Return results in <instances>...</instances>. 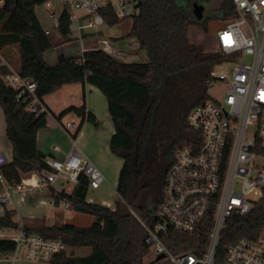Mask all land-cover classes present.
<instances>
[{"label": "trees", "instance_id": "16d2710c", "mask_svg": "<svg viewBox=\"0 0 264 264\" xmlns=\"http://www.w3.org/2000/svg\"><path fill=\"white\" fill-rule=\"evenodd\" d=\"M47 0H3L0 6V56L2 48L15 45L19 53L17 73L36 82V96L45 95L64 84H90L105 96L114 132L110 152L122 160L115 186L113 207L85 200L88 179L81 175L70 193L56 192L55 201L70 202L72 210L94 216L88 226L60 224L22 225L29 233L55 235L70 247H88L83 256L62 250L51 256L53 264H170L162 257L145 261L148 246L146 228L155 220L162 198L163 179L174 159L175 149L198 139V132L186 123L188 112L208 99L207 88L213 67L226 59L219 51H206L201 43L188 40L187 30L196 25L203 31L208 20L235 17L231 0H139L138 13L131 17L127 32L147 53L145 61L116 58L99 49L84 50L77 56L59 54L54 64L43 59L53 40L45 33L34 8ZM217 2L211 13L194 14V5L203 9ZM103 12V11H102ZM107 26L118 24L111 11L104 15ZM57 31L68 39L70 21L65 10L57 17ZM119 38H111V41ZM8 73L0 65V106L5 136L11 145V158L1 166L7 182H19L23 175H43L49 167L36 147V133L46 126V111L30 113L29 99L17 100V91L7 85ZM83 120L98 125V119L85 106L70 107ZM79 131L77 127L76 132ZM1 190V188H0ZM53 194V190L49 191ZM15 212L4 208L0 229H17ZM264 225V187L254 209L245 216H233L219 237L215 264H221L222 246L239 238H256ZM208 230L185 235L170 232L164 243L174 253H202ZM11 239L0 237V253L13 250Z\"/></svg>", "mask_w": 264, "mask_h": 264}, {"label": "built area", "instance_id": "2783aa9c", "mask_svg": "<svg viewBox=\"0 0 264 264\" xmlns=\"http://www.w3.org/2000/svg\"><path fill=\"white\" fill-rule=\"evenodd\" d=\"M235 17L215 32L216 51L226 59L211 71V81L224 86L220 99L208 98L195 105L186 116L187 125L198 132V139L179 145L163 179L162 198L155 220L146 228L145 243L155 255L170 264H215L219 237L233 216L250 213L264 187V0H231ZM51 0L44 2L50 5ZM62 10L73 23L79 39L86 38L84 50L99 49L119 59L128 53L100 35L106 25L104 14L118 18L138 13L139 0H60ZM3 0H0V6ZM103 11V12H102ZM53 17L54 13H50ZM57 28V20L54 21ZM49 34V30H45ZM246 58L241 61L239 58ZM4 82L17 91V100L29 99L26 110L38 113L43 104L36 96V82L10 70ZM65 130L74 129L66 123ZM6 157L0 153V203L13 196L45 192L57 179L76 183L78 175L88 179V188L96 189L104 181L101 170L78 149L63 159L44 158L49 169L43 175L21 178L9 183L1 172ZM50 193V192H49ZM56 192L46 197V205L72 210L70 202L55 201ZM208 230L202 253L174 254L164 236L174 231L185 235ZM14 248L4 254L11 260L49 261L66 249L55 235L29 233L22 224L11 235ZM221 264H264V225L256 238L242 237L222 246Z\"/></svg>", "mask_w": 264, "mask_h": 264}, {"label": "crops", "instance_id": "0c3cea01", "mask_svg": "<svg viewBox=\"0 0 264 264\" xmlns=\"http://www.w3.org/2000/svg\"><path fill=\"white\" fill-rule=\"evenodd\" d=\"M52 1V0H51ZM49 7V6H47ZM48 16L51 17L50 13L53 12L54 15L51 17L54 19L55 10L46 9ZM62 11V6L60 5V12ZM34 12L43 27L44 31L49 30V34H52L53 46L43 53V59L48 64H54L57 60L59 54L65 56H77L81 53L87 45L86 38L83 37L82 40H85V45L81 46L78 51L75 53H68L67 50L74 49V41H80L78 36H72L71 33L68 39L64 40L57 31V28H54V22L52 27L48 26L43 22L42 18ZM59 12V14H60ZM58 14V15H59ZM54 28V29H53ZM48 34V35H49ZM103 37H106L111 40L115 38L112 36H106L102 31L100 33ZM119 43L121 41H113ZM2 55L0 56V65L5 66L8 70L16 71L19 65V53L15 45L5 46L1 50ZM128 53V61H131L130 58L132 54ZM55 94H60L61 100L59 101H45V98L48 96H55ZM43 109L40 112L46 111V126L41 128L36 133V147L39 153L44 158H55L63 159L72 149H78L83 153L89 161H91L95 166H97L102 174L104 175L105 180H111L112 187L114 188V195L112 199H101L100 201L94 200L92 194L89 190L94 191L99 189L104 182L96 189H91L87 187V192L85 200L92 203L106 205L110 208L113 207V202L116 197L115 186L117 182L118 172L122 164V160L117 156L113 155L109 149V140L111 135L114 132V127L110 116L107 111V103L105 96L102 92L96 87L90 84L82 83H71L64 84L54 92H51L45 95L42 99ZM85 106L87 112H91L98 119V125L94 126L91 122L83 120L82 117L78 116L74 112H65L70 107H81ZM64 122L73 123L75 125L74 129L65 130ZM77 127L79 131L76 132ZM10 151V157L5 155V151ZM0 153H3L7 160L11 158V145L8 142L5 136V122L3 111L0 106ZM36 173H31L23 175L22 178L35 177ZM61 182L56 180L53 185L45 192H36L29 195H17L9 201L12 206L10 209L14 210L15 215L18 216V219H14L19 224H24L26 226H36L39 223L48 226H57L60 224L68 223L76 225L72 222H61L60 224H53L50 220H47L44 213L45 208H57L46 205L45 199L49 195V191L53 190L55 192L65 191L70 193L76 183L66 181L64 179H59ZM108 182V180H107ZM58 185V186H57ZM6 204V203H5ZM6 206L0 203V216L3 215L4 208ZM68 212V211H66ZM90 220V224L93 222ZM89 224V225H90ZM88 226V225H87ZM3 229H0L2 231ZM15 230V229H13ZM1 237V235H0ZM83 248V249H82ZM88 247H66L65 251L68 254L74 256H83L86 255L90 249H85ZM78 252V254H77ZM0 264H53L50 261H28L24 259L11 260L9 257L0 253Z\"/></svg>", "mask_w": 264, "mask_h": 264}, {"label": "rangeland", "instance_id": "374dc122", "mask_svg": "<svg viewBox=\"0 0 264 264\" xmlns=\"http://www.w3.org/2000/svg\"><path fill=\"white\" fill-rule=\"evenodd\" d=\"M60 0H52L50 2L49 7H47L44 3L40 5L35 6L36 13L42 18L43 22L47 24L48 26L53 25V22L57 20L58 14L60 12ZM217 2L212 1L209 3L205 8L202 10V13L205 15H208L213 11L214 8H216ZM46 9H54L55 10V16L54 19L48 16V13ZM227 20H218V19H212L208 20L207 22V29L203 31L200 27L193 25L190 26L187 30V37L188 40L192 43H201L206 51H216V38H215V32L218 28H220L224 23H226ZM131 25V19L126 18L121 20L118 24L107 26L103 25L100 27L102 32L106 36H112L115 38H119V43L113 42V45L116 47L122 48L124 51L129 52L132 54L130 60L131 61H145L147 60V53L144 49L140 48L137 41L133 37H128L127 32ZM54 29V28H53ZM70 31L72 36H77L76 29L74 28L73 23L70 25ZM51 39L53 38L52 34H49ZM85 45V40L80 41H74L73 47L74 49L67 50L68 53H75L76 51L81 48V46ZM241 61H246V58L242 57L239 58ZM224 86L218 82L210 81L208 83L207 88V95L208 98H216L220 99L223 96ZM60 94H55V96H48L45 98V101H59L61 100ZM65 124V122H64ZM5 155L7 157H10V151L6 150ZM58 182H61V180L57 179ZM108 180V182H107ZM111 180L106 179L104 181V184L97 190L89 192L92 194V198L94 200L100 201L101 199H112L114 195V188L111 186ZM58 186V185H57ZM5 208L10 209L12 204L11 202H7ZM47 220H50L53 224H60L61 222H72L75 223L78 226H87L90 224V220H92V215L76 212L74 210H70L66 212L62 207L57 208H45L44 210ZM19 217L16 215L14 216V219H18ZM14 233L13 229L6 230L3 229L0 231L1 237L6 236V234L11 235ZM4 238V237H3ZM83 249V248H82ZM88 249V248H85ZM78 254V252H77ZM156 257V255L150 250H147V253L144 255V260H152ZM39 261V260H37Z\"/></svg>", "mask_w": 264, "mask_h": 264}, {"label": "water", "instance_id": "95a60500", "mask_svg": "<svg viewBox=\"0 0 264 264\" xmlns=\"http://www.w3.org/2000/svg\"><path fill=\"white\" fill-rule=\"evenodd\" d=\"M139 6V2H137L135 4V7H138ZM202 10H203V6L201 5H194V14L200 18L201 15H202ZM80 177V175H78V178ZM162 255H157V258H160Z\"/></svg>", "mask_w": 264, "mask_h": 264}]
</instances>
